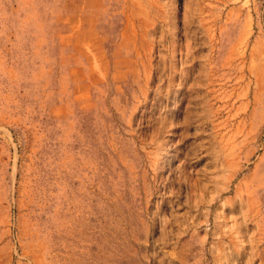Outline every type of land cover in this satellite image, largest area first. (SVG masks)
<instances>
[{
  "label": "rangeland",
  "instance_id": "rangeland-1",
  "mask_svg": "<svg viewBox=\"0 0 264 264\" xmlns=\"http://www.w3.org/2000/svg\"><path fill=\"white\" fill-rule=\"evenodd\" d=\"M0 264H264V0H0Z\"/></svg>",
  "mask_w": 264,
  "mask_h": 264
}]
</instances>
